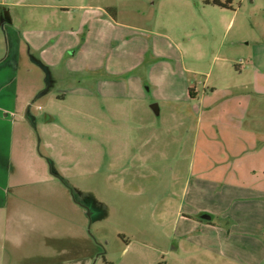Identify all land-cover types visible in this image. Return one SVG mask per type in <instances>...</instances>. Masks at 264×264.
Returning a JSON list of instances; mask_svg holds the SVG:
<instances>
[{
    "label": "rangeland",
    "instance_id": "rangeland-1",
    "mask_svg": "<svg viewBox=\"0 0 264 264\" xmlns=\"http://www.w3.org/2000/svg\"><path fill=\"white\" fill-rule=\"evenodd\" d=\"M29 2L0 0V23L5 12L18 20L32 12L39 29L42 16L66 8L69 30L84 13L116 21L112 42L126 56L113 49L109 64L127 70L122 80L130 85L126 93L89 95L103 71L70 73L64 62L50 79L33 66L32 89L46 91L31 101L21 207L9 209L10 223L0 214V264L43 263L47 249L55 252L54 264H264V194L197 179L194 161L195 147L206 149L205 137L220 145L218 133L228 131L226 122L213 120L231 119L237 109L240 126L244 99L254 96L231 88L249 80L238 65L253 42L264 40V0H232L237 15L229 28L221 13L231 12L205 0ZM83 23L80 42L91 39ZM100 45L106 49L99 41L98 58L87 59L88 52L81 61H100L106 53ZM2 47L0 29V54ZM187 81L202 96L207 91L204 106L189 97ZM253 101L263 106L255 110L262 119L264 95ZM13 235L16 245L7 238Z\"/></svg>",
    "mask_w": 264,
    "mask_h": 264
},
{
    "label": "crops",
    "instance_id": "crops-1",
    "mask_svg": "<svg viewBox=\"0 0 264 264\" xmlns=\"http://www.w3.org/2000/svg\"><path fill=\"white\" fill-rule=\"evenodd\" d=\"M32 2L28 4L32 5ZM56 6L54 9H56ZM218 8L224 10V12L225 10L231 12L229 14H221L222 17L226 16L224 20V25L225 23L227 24L226 28L231 25L233 27L237 10L234 8ZM52 13V16L45 15L41 17L39 21L44 24V27L39 29L32 27L31 22L35 20L32 12L24 20H18L10 11L5 12L0 23L4 43L0 54V214L2 215L6 212L9 223L12 222L10 221L9 209L14 206L18 212V208L21 207L24 146L25 137H28V128L30 127L29 116L31 115L32 97L40 91L39 94H43L46 91V89L43 91L44 88L41 87L35 90L32 89L33 66H39L45 72L46 78L49 76L50 79L51 77L53 78L52 75L58 70L57 67L64 62L70 73L80 72L85 69L93 72L103 71L105 76L98 78L99 80L96 82L94 81L93 89L87 93L89 95L98 93V95L107 96L114 93L120 94L123 90L126 93L130 85L128 79L122 80V76L127 70L122 69V66L115 68L114 64H109V61L114 58L113 49L115 50V48L112 40L115 39L113 35L116 30L113 28H115L114 24L116 21L111 22L108 20V22L103 20L99 13H84L81 21H79V27L76 30H69L65 22H63L62 15L63 13L70 14V10L66 8V10L61 9V12L55 10ZM83 22H87L91 26V39L89 36V38L86 37L83 42H80L79 32L82 30ZM98 24L102 28L97 27ZM110 25L111 28L113 27L112 29ZM99 41L100 44L106 46V49H104L100 45L106 50V53L102 55L103 58L100 61L92 62V64L86 61L85 63L82 62L81 58L88 52L87 59L91 58L94 61L95 58H98L100 53L98 52ZM164 42L167 44V48H171L169 41L165 40ZM247 44L250 43L248 42ZM159 45L161 48L163 41ZM251 46V51L246 54V63H239L238 65L240 73L247 70L249 80L231 88L237 91L239 87L243 86L254 95L244 99L246 103L242 107L244 113L240 115V126L236 124L237 118H239V110L237 109V114L234 115L236 113L234 112L231 119L213 120L214 122H226L225 124L229 125L227 127L228 131L235 129L236 132L234 131L233 134L237 133V137H234L232 133H228L225 129L218 133L222 141V143L219 142L220 145H218L215 136H213V141L211 142H207L208 140L205 137L206 149L202 146L200 150L197 145L194 152L196 154L194 161L197 162L196 173L199 172L196 176L197 179L208 180L218 187L225 182L227 187H243L245 191L249 190L256 194H264V144L260 147H255L259 140L264 141V130H255L254 127L255 124L264 125V116L260 119L259 115L255 114L256 108H263V106L259 103L258 107L257 103L253 101L257 95H264V40L255 41ZM72 49L73 53L70 55L69 52ZM152 49L156 50L155 44ZM146 50L147 48H144L140 54L144 55ZM115 51L124 53L126 56V52L120 50V48ZM138 63H135L133 67L136 68ZM113 76L118 78L114 79ZM94 79L97 78L95 77ZM137 85L141 87L138 81ZM187 86L189 94V89L193 88L194 97H191V94L189 97L193 98V100L203 99L204 106L205 99L208 96L207 91L202 96L194 83L188 84L187 81ZM75 89L79 88H74L71 91ZM241 97L239 96L240 99ZM239 98L237 104L240 105L242 102L239 101ZM248 112H253L252 114L250 113L252 116H247ZM51 120L53 122L54 119L52 118ZM250 120L254 123L251 127L248 125ZM242 121H246V127H244ZM205 124L210 125V122L205 120ZM258 134H261V139ZM247 144L251 146L247 147ZM205 152L207 155H204ZM207 164L212 170L210 173L204 172L208 168L204 167ZM263 200L262 202H264ZM18 228L20 227L18 226ZM261 230L262 234H264V227H261ZM16 236H8L7 238L16 245L17 241L15 240L18 239ZM44 253L47 260L38 264H54L55 252L47 249V251L44 250Z\"/></svg>",
    "mask_w": 264,
    "mask_h": 264
},
{
    "label": "trees",
    "instance_id": "trees-1",
    "mask_svg": "<svg viewBox=\"0 0 264 264\" xmlns=\"http://www.w3.org/2000/svg\"><path fill=\"white\" fill-rule=\"evenodd\" d=\"M205 2L207 4H214V6H217V7H221V8H231L232 9V0H226V1H223V0H205ZM190 94H191V97H194V94H193V88H190Z\"/></svg>",
    "mask_w": 264,
    "mask_h": 264
},
{
    "label": "water",
    "instance_id": "water-1",
    "mask_svg": "<svg viewBox=\"0 0 264 264\" xmlns=\"http://www.w3.org/2000/svg\"><path fill=\"white\" fill-rule=\"evenodd\" d=\"M152 108L154 109V111L157 112V114L160 113V109H159V106H158L157 103H154L152 105ZM201 217L204 218V219H208V221H210L212 219V216L208 215V213H204Z\"/></svg>",
    "mask_w": 264,
    "mask_h": 264
}]
</instances>
